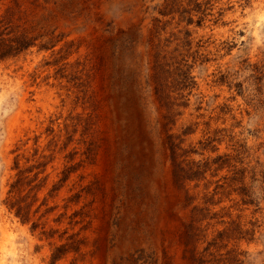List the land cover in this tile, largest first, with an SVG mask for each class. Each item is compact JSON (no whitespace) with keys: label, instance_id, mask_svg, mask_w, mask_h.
<instances>
[{"label":"rangeland","instance_id":"374dc122","mask_svg":"<svg viewBox=\"0 0 264 264\" xmlns=\"http://www.w3.org/2000/svg\"><path fill=\"white\" fill-rule=\"evenodd\" d=\"M20 4L0 264H264V0Z\"/></svg>","mask_w":264,"mask_h":264},{"label":"trees","instance_id":"16d2710c","mask_svg":"<svg viewBox=\"0 0 264 264\" xmlns=\"http://www.w3.org/2000/svg\"><path fill=\"white\" fill-rule=\"evenodd\" d=\"M0 6H3L2 13L0 14V61H2L7 58L16 57L30 48L33 45L34 39L27 36L26 31L20 24L22 19L20 0H0ZM174 153L175 151L171 145L173 162H175L176 159ZM177 164H174L175 176L177 175V179L180 180L183 177L182 173L184 170L180 167L179 163ZM40 186L36 185L32 188L39 189ZM30 207V203L21 202L19 195L14 202H10L9 204V208L15 209L16 216L19 217L23 222L29 220ZM230 261H233L234 264H237V259L233 255L227 257L222 263L229 264Z\"/></svg>","mask_w":264,"mask_h":264},{"label":"bare ground","instance_id":"6f19581e","mask_svg":"<svg viewBox=\"0 0 264 264\" xmlns=\"http://www.w3.org/2000/svg\"><path fill=\"white\" fill-rule=\"evenodd\" d=\"M115 114H116V117L119 119V118H121L122 117V112L119 110V109H117V110H115Z\"/></svg>","mask_w":264,"mask_h":264}]
</instances>
